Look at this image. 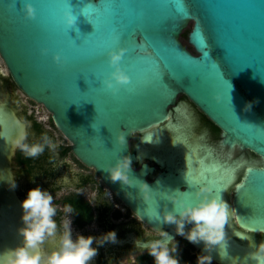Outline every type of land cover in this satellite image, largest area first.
<instances>
[{
  "label": "water",
  "instance_id": "obj_1",
  "mask_svg": "<svg viewBox=\"0 0 264 264\" xmlns=\"http://www.w3.org/2000/svg\"><path fill=\"white\" fill-rule=\"evenodd\" d=\"M32 2L36 7L35 18L24 15L22 0H16L11 9L6 5L10 0H0V56L15 85L51 112L54 124L71 141V150L82 164L92 167L104 185L140 219L154 228H170L173 235L174 225L160 223L157 210L162 212L165 207L169 210L174 207L169 196L195 199V187L200 184L220 192L217 180L194 179L172 160L167 171L149 180L154 167L147 163L135 167L141 157L132 151L131 140L134 133L167 120L171 107L183 94L222 130L223 144L250 150L260 157L245 160L246 166L248 162L256 163L246 167L236 187L234 208L240 225L249 230H264V0H206L212 5L210 11L193 8L185 21L167 31L168 37L184 52L178 55L190 65L193 75L174 73V79L165 75L163 86L149 85L148 81L153 79L150 61L137 60L125 53L121 64L131 76V82L115 94L107 111L102 107L103 98L113 94L102 80L111 69L107 50L99 48L107 37L94 32V25H103L105 20L100 15L93 17L89 12L86 16L82 12L98 5L100 0H69L77 17L72 27L64 23L63 12L68 6L64 0ZM116 2L164 5L171 0ZM133 20L130 17L128 22ZM207 26L218 34V40L209 35L204 49L208 54L203 58L193 43L192 33L196 27ZM185 31L189 32L187 39L183 37ZM66 33L77 44L82 43L81 48H75ZM132 41L146 43L142 33H134ZM42 48L48 49L47 53H42ZM92 51H102L95 62L86 59ZM54 52L64 57L62 65L53 60ZM140 52L137 47L136 53ZM146 52L152 54L153 49L148 47ZM246 101H254L249 110L244 108ZM22 109L18 101L9 97L0 79V178L12 171V156L17 149L12 141L20 125L27 128L29 125L21 114ZM121 130L126 136L123 145L115 139ZM120 155L132 158L129 172L132 185L112 182L103 169ZM139 180L151 188L147 200L140 194ZM21 201L16 188H10L6 179H0V250L20 241L17 229L22 224ZM231 235L230 242L226 243L227 256L221 257L219 245L211 253L214 259L225 264H231L232 258L243 260L252 251L235 240L236 235L243 238V233ZM196 244L203 250L202 242ZM249 264L254 262L249 260Z\"/></svg>",
  "mask_w": 264,
  "mask_h": 264
},
{
  "label": "clouds",
  "instance_id": "obj_2",
  "mask_svg": "<svg viewBox=\"0 0 264 264\" xmlns=\"http://www.w3.org/2000/svg\"><path fill=\"white\" fill-rule=\"evenodd\" d=\"M64 2L68 5L63 12L64 23L72 27L76 24L77 17L71 10L69 0ZM10 4L15 7L16 0H10ZM22 10L26 17L35 18L36 7L32 0H22ZM47 51L46 48L41 49L42 53ZM126 51L127 49L123 46L107 50V63L111 70L103 78L102 83L113 95L117 94L122 86L131 82V76L121 64ZM52 57L58 65L64 63V57L60 52H54ZM253 102L246 101L245 110H249ZM17 123L20 124L19 121ZM29 135L27 126L21 124L12 141L26 157L36 158L46 148L55 152L58 147V143L50 138L47 132L34 140H29ZM115 139L118 143L125 144L124 131L117 132ZM131 165L130 155H120L114 162L106 164L103 169L112 182L120 181L124 185H132L133 182L129 176ZM0 179H6L8 186L12 189L17 186L16 175L11 170L5 178ZM139 181L140 194L144 200H147L150 198L151 188L146 182ZM60 182L69 183V178L64 176ZM111 196L112 193L108 189L105 192L107 201H110ZM168 200L174 202V207L171 210L165 207L162 212L157 210V219L162 224L174 225L175 233L189 242L203 243V250L197 254L196 264H212L211 253L217 245H219L221 257L228 255L225 225L236 210L223 198L221 191L214 192L210 186L200 184L195 187V199L184 200L169 196ZM90 203L96 204L94 200ZM21 207L22 224L17 229L20 241L14 246L0 250V264H93L100 246L107 242L117 243L118 241L115 229H109L98 235L91 233L86 235L79 231H75L74 234L72 218L75 209L73 206L64 204L62 209L58 208L54 203L53 193L40 185L28 189L21 201ZM58 211L63 213L62 223L56 219ZM186 225L190 227L186 228ZM247 237L252 251L243 260L232 258L231 264H249V260L254 264H264V240L256 242L251 239V235ZM145 252L152 257L153 264H182L179 242L162 227L138 237L134 243V249L126 258L116 262L110 261L109 264H129V260L132 264H139L138 256Z\"/></svg>",
  "mask_w": 264,
  "mask_h": 264
},
{
  "label": "flooded vegetation",
  "instance_id": "obj_3",
  "mask_svg": "<svg viewBox=\"0 0 264 264\" xmlns=\"http://www.w3.org/2000/svg\"><path fill=\"white\" fill-rule=\"evenodd\" d=\"M183 104H185V106ZM198 118L200 119L202 126L198 125ZM27 121L29 122V140L37 139L30 133L31 126L37 127V122L31 118L27 119ZM156 128L160 130L156 131ZM42 129L45 131L43 126ZM149 134H151L152 141L160 136V141L163 144L182 142L185 144L183 145L184 148L188 147L190 150H193V148L196 147L197 158L205 160L206 163H214L217 168L221 167L223 170L229 164L237 163L234 179L229 183H226L224 186L219 177H214L208 174L196 176L184 169L185 166H183L179 157L172 160L173 163L178 165L183 173L188 174L194 179L203 180L206 178L210 181L217 180L216 182L223 198L228 201L229 205L233 208L236 187L242 181L246 167L256 163L248 162V165L246 166L245 160L247 159L250 161V159H260L259 156L250 150L246 151L237 146L230 148L223 144L222 130L199 107L183 94L178 97L176 104L171 107V114L167 120L148 130L136 132L132 137L131 149L141 157V161L138 160V162L135 163V167H140L144 163L153 166L154 171L148 176L149 180H153L160 173L167 171L168 162H171V160L165 157L166 155L162 160H159L154 156V150L145 151V147L149 148L150 146V140L148 139ZM142 151H144L143 154ZM65 153V147L58 146L55 152L46 148L40 156L30 158L24 156V154L17 148L15 154L12 156V171L16 175V191L21 199L26 196L28 189L35 187L36 185H40L42 188H47L52 193H57L58 191L61 192L63 188L67 187L69 190L63 189V192L57 197L59 199H63L68 195L79 194L89 202L90 200L86 198V194L90 195L96 203L93 205L89 202L93 211L92 219L84 225H78L74 221L73 215V222L76 224V228L82 229L81 232L84 234L86 232L85 228H87L88 224L93 222H96L95 225L92 224L94 230L87 234L91 233L93 235H98L109 229H115L118 237L117 243L107 242L103 246H100L93 264H109L110 261H119V257L122 254L129 253L134 249V243L138 237H142L147 230L154 232L157 228H154L140 219L129 206L112 192L110 201H107L105 192L108 188L104 183H97L93 174L85 172L83 169H79L77 172H72L67 165L62 164V157ZM62 166H66L67 169L64 170ZM223 170H221L220 173ZM64 176L69 178V183L65 184L60 182L61 178ZM184 188L185 187H183V189ZM114 198L119 200L121 205L117 203ZM188 227L190 226L188 225ZM172 229L174 230V227ZM165 230L171 234L170 228H166ZM225 230L231 231V233L240 232L243 233L244 236L245 234L247 236L251 235V239L256 242L264 240V230L253 232V230L246 229L244 226L240 225L236 217V211L226 223ZM173 236H175V239L179 242L182 264L183 262L196 264L197 254L201 252L202 249H200L196 243H191L184 237L177 235L175 231ZM244 236L241 238L236 235L234 238H236L235 240L237 242L241 241L243 244L249 243V238H244ZM147 257L148 254L145 252L143 255L138 256V261L145 262ZM131 263V260H129V264ZM212 264L225 263L213 258Z\"/></svg>",
  "mask_w": 264,
  "mask_h": 264
},
{
  "label": "snow or ice",
  "instance_id": "obj_4",
  "mask_svg": "<svg viewBox=\"0 0 264 264\" xmlns=\"http://www.w3.org/2000/svg\"><path fill=\"white\" fill-rule=\"evenodd\" d=\"M6 5L8 9L14 8L10 3ZM193 8L210 11L212 5L207 3L206 0H171V2L164 5L119 3L116 0L105 3L100 0L98 5L93 6L90 10H83V12L86 16L89 15V12L93 17L100 15L105 20L103 25L93 24L95 33L106 34L107 39L99 44L102 51L123 46L127 49L126 53H129L135 59L150 61L153 69V79L148 81L149 85L158 84L163 86L165 75L173 79L175 78L174 73L193 75L190 65L178 55L184 54V52L167 35L170 28L178 27L181 21H185L189 17ZM130 17L134 18L132 22H128ZM134 33H142L146 43L142 45L134 43L132 41ZM209 35L218 40V34L210 26L204 29L201 27L197 29L196 27L192 33L193 43L201 50L203 58L208 54L204 49L207 47L205 41L208 40ZM66 36L70 37L68 33H66ZM71 40L75 48H81L82 43L77 44L72 38ZM137 47L141 49L140 53H136ZM148 47L153 49L152 54L146 52ZM102 51L89 52L86 59L89 62H95ZM187 56L191 57L190 54ZM194 59L199 60L198 58ZM114 98L115 95L104 96L102 107L105 111L112 107Z\"/></svg>",
  "mask_w": 264,
  "mask_h": 264
},
{
  "label": "rangeland",
  "instance_id": "obj_5",
  "mask_svg": "<svg viewBox=\"0 0 264 264\" xmlns=\"http://www.w3.org/2000/svg\"><path fill=\"white\" fill-rule=\"evenodd\" d=\"M0 79L2 80L3 86L5 87L6 91L8 92V95L10 98L18 101L19 104L23 106V109L21 111V114L26 118V119H34L36 122H39L45 131H41V129H38V127L31 126L30 128V133L36 137L37 139L40 138L41 134L44 132H47L49 137L52 138L54 141L58 143V146H64V147H69L68 151L64 154L62 157V164L67 165L69 169L72 172H77L79 169H83L85 172L93 174L95 180L97 183L103 184L102 180L100 177L97 175L95 170L92 167H88L84 164H82L78 158L74 155V153L71 150V141L58 129V127L52 123V117H51V112L41 103H38L32 99H30L28 96H26L13 82L10 73L8 71V68L3 61L2 57L0 56ZM198 125L202 126L200 119L198 118ZM43 130V129H42ZM44 162V160H43ZM64 170L67 169L66 166H62ZM64 190H69L67 187L63 188ZM63 189L61 192H63ZM60 191L57 193L54 192V202L58 206V208L62 209L63 204L61 202V199L57 198L60 194ZM88 192V191H87ZM57 198V199H55ZM86 198H88L90 201H93L90 195L86 194ZM114 200L121 205L119 200L114 198ZM89 201V202H90ZM92 204V203H91ZM63 213L62 211H58L57 214V221L59 223H62L63 221ZM133 218V217H132ZM135 218V217H134ZM92 224H96V222L88 224L86 229L85 234L88 232H93L94 226ZM72 226L74 229V234L75 231L81 232L82 229L76 228V224L73 222L72 218ZM151 232L147 230L145 233ZM129 253H124L119 257V260L121 258H126ZM147 260L144 262H139V264H153V259L151 256L148 255L146 258ZM132 264V263H131Z\"/></svg>",
  "mask_w": 264,
  "mask_h": 264
},
{
  "label": "bare ground",
  "instance_id": "obj_6",
  "mask_svg": "<svg viewBox=\"0 0 264 264\" xmlns=\"http://www.w3.org/2000/svg\"><path fill=\"white\" fill-rule=\"evenodd\" d=\"M160 136L157 137L156 140L152 141L151 134L148 135V139L150 140V146L145 147L146 150H154V156L157 157L159 160L165 156L170 160H175L177 157H179L180 161L182 162L183 166H185V170L187 172H190L196 176L208 174L214 177H219L224 186L226 183H229L232 181L236 174V168L237 163L229 164L224 170L220 167L217 168V166L214 163H206L205 160L199 159L196 156V147L193 148V150L190 148H184V143H169V144H163L160 141ZM144 151H142V154ZM223 170L221 173L220 171ZM226 233V243L230 242L231 239V231L225 230ZM245 247L247 249L252 250L250 247V244H245Z\"/></svg>",
  "mask_w": 264,
  "mask_h": 264
},
{
  "label": "trees",
  "instance_id": "obj_7",
  "mask_svg": "<svg viewBox=\"0 0 264 264\" xmlns=\"http://www.w3.org/2000/svg\"><path fill=\"white\" fill-rule=\"evenodd\" d=\"M189 32L185 31L183 33L184 39H187ZM52 123L54 124L53 120ZM38 129L42 130V125L37 122ZM69 147H65V152H67ZM61 202L63 204H71L73 208L75 209L74 213V221L78 225H84L86 222L90 221L93 216L92 207L89 204L88 201H86L81 195L79 194H72L65 196L63 199H61Z\"/></svg>",
  "mask_w": 264,
  "mask_h": 264
}]
</instances>
